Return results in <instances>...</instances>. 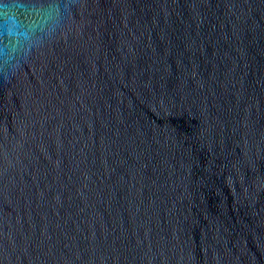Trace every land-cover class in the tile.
I'll return each instance as SVG.
<instances>
[{
    "label": "water",
    "instance_id": "1",
    "mask_svg": "<svg viewBox=\"0 0 264 264\" xmlns=\"http://www.w3.org/2000/svg\"><path fill=\"white\" fill-rule=\"evenodd\" d=\"M12 4L0 264H264V0Z\"/></svg>",
    "mask_w": 264,
    "mask_h": 264
},
{
    "label": "clouds",
    "instance_id": "2",
    "mask_svg": "<svg viewBox=\"0 0 264 264\" xmlns=\"http://www.w3.org/2000/svg\"><path fill=\"white\" fill-rule=\"evenodd\" d=\"M27 11L20 4L5 5L0 7V19L3 20V24L0 25V37L5 35L10 37H16L21 32L23 24V14ZM35 15L29 13V16ZM29 26L36 27L37 21L35 19H29ZM27 35V32H24Z\"/></svg>",
    "mask_w": 264,
    "mask_h": 264
}]
</instances>
